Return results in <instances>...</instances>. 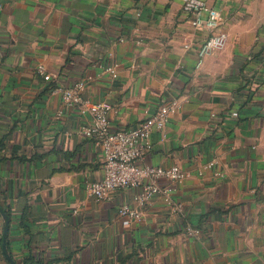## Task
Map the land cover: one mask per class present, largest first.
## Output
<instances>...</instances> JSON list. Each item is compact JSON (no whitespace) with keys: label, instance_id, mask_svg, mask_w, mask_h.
<instances>
[{"label":"crops","instance_id":"obj_1","mask_svg":"<svg viewBox=\"0 0 264 264\" xmlns=\"http://www.w3.org/2000/svg\"><path fill=\"white\" fill-rule=\"evenodd\" d=\"M202 1L222 11L227 44L197 69L208 34L179 0H0V209L16 264H264V0ZM80 81L111 105L112 130L178 102L141 162L189 173L159 182L174 187L171 205L141 204V186L87 194L103 152L61 99ZM122 205L140 221L120 217ZM3 231L0 214L10 264Z\"/></svg>","mask_w":264,"mask_h":264},{"label":"built area","instance_id":"obj_2","mask_svg":"<svg viewBox=\"0 0 264 264\" xmlns=\"http://www.w3.org/2000/svg\"><path fill=\"white\" fill-rule=\"evenodd\" d=\"M179 1L182 3L189 25L208 34L196 51V68L199 69L209 56L223 50L227 44L222 11L208 7L202 0ZM117 68L116 64H111L105 67V71L115 79ZM36 71L45 81L51 80L42 66H38ZM85 87V82L80 81L73 87L62 89L61 99L65 106L75 107L81 115L89 118V125L83 130V134L87 138L95 139L103 152L104 176L101 180L85 186L87 194L96 201H104L117 190L141 186L142 194L139 196L141 204L162 195L165 202L171 205L174 187H162L159 182L181 184L189 177V173L178 166L154 167L141 162L151 149L152 133L164 132L170 117L179 109L178 102L174 100L163 103L155 112L151 114L146 112L145 121L136 127L112 130L109 120L111 105L106 102L90 101L85 97ZM231 116L238 117L237 111L232 112ZM212 165L211 163L207 167L211 168ZM118 214L132 221H140L141 218L140 212L128 205H122ZM186 232L191 237L198 234V231L192 228H186Z\"/></svg>","mask_w":264,"mask_h":264},{"label":"water","instance_id":"obj_3","mask_svg":"<svg viewBox=\"0 0 264 264\" xmlns=\"http://www.w3.org/2000/svg\"><path fill=\"white\" fill-rule=\"evenodd\" d=\"M0 214L3 218V221H4V231H3V243H2V252H3V255L5 257V259L10 263V264H16L12 258L10 257V255L8 254V251H7V248H6V243H5V240H6V237H7V234H8V229H9V219L8 217L6 216V214H4V212L0 209Z\"/></svg>","mask_w":264,"mask_h":264}]
</instances>
